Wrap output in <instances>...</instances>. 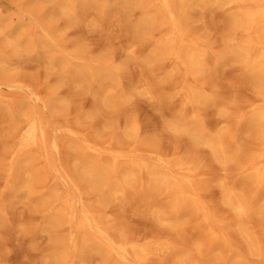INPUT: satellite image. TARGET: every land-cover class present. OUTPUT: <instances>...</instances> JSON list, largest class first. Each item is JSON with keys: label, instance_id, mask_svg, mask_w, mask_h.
I'll return each mask as SVG.
<instances>
[{"label": "rangeland", "instance_id": "374dc122", "mask_svg": "<svg viewBox=\"0 0 264 264\" xmlns=\"http://www.w3.org/2000/svg\"><path fill=\"white\" fill-rule=\"evenodd\" d=\"M64 2L0 0V264H58L54 262L56 252L69 249L72 241L80 244L78 230L70 233L66 226L47 230L49 214L36 207L48 189L62 194L71 191L63 172L79 183L85 194L84 203L107 229L106 238L116 242L120 236H127L144 246L149 251L145 264H178L173 260L175 249L186 252L193 243L204 240L203 224L195 213L183 211L179 218H172L180 222L181 227H176L158 222L142 204L141 193L107 206L98 205L97 196L74 173L72 162L79 153L74 152L72 143L80 147L97 145L106 153L126 151L129 142L116 137L125 120L131 118L140 126L143 141L140 152L157 151L169 158H186L197 165L194 186L198 201L218 220L233 247L243 252L244 243L233 226L235 218L222 203L217 185L224 178L229 184L247 189L238 166L233 162L222 168L208 146L195 143L188 132L164 127V122L179 119L181 112L179 98L171 97L175 90L162 81L169 74L170 60L153 71L141 62L161 35L155 33L150 40L143 41L135 53L137 59H131L129 48L136 41L133 27L142 16L140 9L127 15L113 6L116 0H105L104 6V0H96L95 5L74 0V15L67 16L60 12ZM234 10L211 1L195 8L191 24H186L183 17L181 23L189 27L187 37L197 39L208 51L200 89L207 100L194 108L198 125L204 127L206 135L227 127L236 139L229 151L235 153L239 146V163L252 153L256 140L255 129L236 118L239 113L249 114L247 104L254 102L255 94L240 65L230 56L219 57L225 50L223 38L231 31L230 16ZM116 14L119 19L113 18ZM116 66L120 70L108 84L117 92L116 101L105 107L98 98L100 90H104L99 82L82 80L77 74L82 67ZM55 98L64 104H57ZM221 108L227 109L229 117L219 115ZM40 109L49 122V145L54 149L60 171L53 178L47 161L37 157L30 165L38 180L36 192L26 195L18 189L26 166L23 159L36 155L37 150L19 149L24 129L21 126L25 125L27 115L37 114ZM191 110L187 109L186 120ZM90 112L94 113L92 117L87 115ZM13 122L17 128H13ZM105 122L117 126L103 129ZM87 154L94 157L90 152ZM156 200L165 213L170 212L166 196L158 195ZM57 206L56 203L52 209ZM258 232L264 259V228ZM112 258L109 260L114 262ZM84 260L85 264H105L96 254ZM74 264H79L76 259Z\"/></svg>", "mask_w": 264, "mask_h": 264}, {"label": "bare ground", "instance_id": "6f19581e", "mask_svg": "<svg viewBox=\"0 0 264 264\" xmlns=\"http://www.w3.org/2000/svg\"><path fill=\"white\" fill-rule=\"evenodd\" d=\"M84 1L97 4L96 0ZM211 1L235 9L230 16L231 31L223 38L225 50L219 57L230 56L240 65L250 78L255 94L254 102L247 104L249 114L239 113L236 118L237 122L244 120L255 129L256 140L252 153L239 163V146H236L235 153L229 151L233 140H236L234 134L227 127H221L214 134L206 135L204 127L198 125V116L194 111V108L207 100L200 89L201 78L207 70L208 51L197 39L187 37L189 27L181 23V17L186 24H191L195 8ZM156 2L157 4H153L152 0H116L113 6L127 15L135 9L142 12L141 18L133 27L136 41L129 48L131 59H137L135 53L143 41L150 40L155 33L161 35L149 56L141 62L149 71H153L163 68L165 62L170 60L169 74L162 81L175 90L171 97L179 98L181 112L178 116L180 120L164 122V127L188 132L195 143L208 146L213 158L222 168L233 162L238 166L237 171L243 177L247 189L229 184L224 178L218 180L217 185L221 190L222 203L233 213V226L244 243V251H237L233 247L218 220L198 201L194 186L197 165L186 158H169L157 151L140 152L143 141L140 138L139 123L135 119L125 120L116 137L129 142L130 147L126 151L109 150L106 153L107 150L97 145L86 144L80 147L72 143L74 152L79 153V156L73 158L72 169L87 185L88 191L97 196L95 202L98 205L107 206L111 202L141 193L142 204L158 222L178 227L180 222L173 221L172 218H179L181 212L190 211L198 215L205 238L193 243L189 251L175 249L173 260L178 264H264L258 232L264 228V0ZM104 5H107L105 0ZM74 10V0H65L60 8V12L67 16L74 15ZM113 18L119 19V16L116 14ZM119 70L120 66L114 69L82 67L77 75L82 80H97L104 89L98 93L99 102L102 106L109 107L114 105L117 92L108 84L114 80ZM186 82L188 87H185ZM55 101L59 102L57 104H64L63 100L55 98ZM188 108L192 110L190 118L186 120ZM218 113L221 117H229L230 114L226 108L219 109ZM93 114L90 112L87 115L92 117ZM48 123L40 109L37 114L27 115L25 125L21 126L24 129L20 134L19 149L37 150L36 155L23 159L26 166L22 169V182L18 189L26 195L36 192L38 180L30 165L37 157L47 161L48 171L53 178L58 177L60 165L54 149L49 145ZM116 126L112 122H105L103 129L112 130ZM13 128H17L16 122H13ZM89 152L94 157L91 158L87 154ZM12 172L13 170L9 173ZM63 178L71 191L62 194L56 189H48L36 207L49 214L47 230L56 231L59 227L66 226L70 233L78 230L81 239L80 244L72 241L69 249L56 252L54 262L74 264L76 259L79 264H85L86 257L96 254L103 258L105 264H145L149 251L127 236H120L116 242L108 240L107 229L95 216L93 209L84 203L85 194L79 183L66 172H63ZM158 195L167 197L170 212L165 213L160 208L156 200ZM56 203L57 209L53 210Z\"/></svg>", "mask_w": 264, "mask_h": 264}]
</instances>
